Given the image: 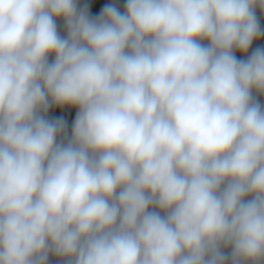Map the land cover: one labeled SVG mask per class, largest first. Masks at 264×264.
<instances>
[{
  "label": "clouds",
  "instance_id": "clouds-1",
  "mask_svg": "<svg viewBox=\"0 0 264 264\" xmlns=\"http://www.w3.org/2000/svg\"><path fill=\"white\" fill-rule=\"evenodd\" d=\"M257 7L0 0V264H264Z\"/></svg>",
  "mask_w": 264,
  "mask_h": 264
},
{
  "label": "trees",
  "instance_id": "trees-1",
  "mask_svg": "<svg viewBox=\"0 0 264 264\" xmlns=\"http://www.w3.org/2000/svg\"><path fill=\"white\" fill-rule=\"evenodd\" d=\"M256 15H257L258 21L260 23V27H261L262 31H264V12H262L259 7H257V9H256ZM59 21L65 27L64 21L62 19H59ZM204 43L206 44L207 41H204ZM257 47H264V35H262L258 40H255L253 42L251 48L249 49L248 54H241L240 52L237 51L236 55L238 58L246 59L247 55H250L251 51ZM254 95L259 100V102L262 105H264V95H258L256 93H254ZM76 111H77V109L74 108L73 112H70L66 108L63 107V119L65 120V122L67 124V133L69 136L71 135V125H72V122L74 120ZM222 250L224 251V253L226 255H228L230 257V254H231V248L230 247L224 248ZM47 264H66V260L64 258L57 257L54 254H50ZM229 264H230V261H229Z\"/></svg>",
  "mask_w": 264,
  "mask_h": 264
},
{
  "label": "rangeland",
  "instance_id": "rangeland-1",
  "mask_svg": "<svg viewBox=\"0 0 264 264\" xmlns=\"http://www.w3.org/2000/svg\"><path fill=\"white\" fill-rule=\"evenodd\" d=\"M126 2V0H77V6L80 9H85L88 11L89 15H96L98 14L99 8L104 3H113L117 7L120 8L121 11H123V5ZM57 27L59 33L64 36L66 35V28L63 26V24L57 20ZM54 57H50L49 59H53ZM48 118H52L51 114L49 112L46 114Z\"/></svg>",
  "mask_w": 264,
  "mask_h": 264
},
{
  "label": "crops",
  "instance_id": "crops-1",
  "mask_svg": "<svg viewBox=\"0 0 264 264\" xmlns=\"http://www.w3.org/2000/svg\"><path fill=\"white\" fill-rule=\"evenodd\" d=\"M64 108H66L70 112H73V109H74L73 107H70V106H65ZM49 114H51L53 119L56 117L63 118V108H58V107L53 105L49 109Z\"/></svg>",
  "mask_w": 264,
  "mask_h": 264
}]
</instances>
